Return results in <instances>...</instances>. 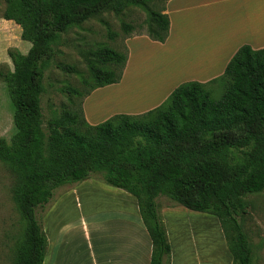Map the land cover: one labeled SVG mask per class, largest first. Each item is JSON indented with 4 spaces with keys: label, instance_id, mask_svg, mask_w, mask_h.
<instances>
[{
    "label": "trees",
    "instance_id": "trees-1",
    "mask_svg": "<svg viewBox=\"0 0 264 264\" xmlns=\"http://www.w3.org/2000/svg\"><path fill=\"white\" fill-rule=\"evenodd\" d=\"M151 1L3 0L0 18L17 25L20 39L29 43L25 54L9 51L12 70L0 71L15 129L8 142L0 137V162L18 176L12 198L22 221L13 264H43L46 237L36 208L46 205L56 188L92 175L135 199L150 242L148 264H169L170 258L155 201L159 196L214 216L231 264H251L240 217L247 208L245 197L264 193V48L242 45L235 51L222 74L210 81L221 86L217 100L205 84L187 81L141 114H115L89 125L80 104L75 111L62 110L42 128V80L60 36L104 12L120 14ZM147 17L145 35L163 43L166 15L148 11ZM120 28L125 34L132 31L127 24ZM82 57L85 93L68 87L64 91L84 99L119 82L126 54L99 46ZM59 68L75 73L71 66Z\"/></svg>",
    "mask_w": 264,
    "mask_h": 264
},
{
    "label": "rangeland",
    "instance_id": "rangeland-1",
    "mask_svg": "<svg viewBox=\"0 0 264 264\" xmlns=\"http://www.w3.org/2000/svg\"><path fill=\"white\" fill-rule=\"evenodd\" d=\"M164 2L165 0H154L142 6H128L120 14L104 12L78 26L70 27L60 36L58 43L53 46V57L42 80V128H45L48 119L57 116L62 110L75 111L80 107L86 89L82 79H87L82 54L99 46H105L126 56L129 52L132 54L130 66L132 63H135V67L142 65L136 71L129 67L128 74L119 84L95 92L87 100L86 108L90 109L92 106L95 107L94 112H102L98 117H105L116 111L127 114L129 111L141 110L135 107L134 102L143 96L146 97L150 90L147 86L150 75L145 67V62L150 58L134 57V54L139 53L136 44L145 40L138 39L126 43V39L145 34L147 12L161 13ZM3 8L4 2L0 0V14ZM121 24L130 25L132 31L123 33ZM110 34L114 36L110 38ZM19 36L20 28L17 25L0 18V71L12 70L9 51L25 54L29 48V43L21 40ZM163 58L164 56L155 58L157 71H160V64L163 67V86H157L154 93L168 96L179 85L178 81L182 75L180 71L176 73L172 66L164 67ZM64 65L73 67L75 73L59 68ZM66 87L77 89L82 95L69 94L63 90ZM207 89L213 100L221 96V86L218 82ZM107 108L109 111H104ZM14 132L12 106L6 86L0 80V137L8 142ZM18 180V176L0 162V264H13L15 242L22 224L12 198V190ZM121 200H124V203H121ZM155 201L162 224L164 222L163 225L171 232L169 242L176 264L181 262L178 251L181 254L182 250H191L197 259L202 255L201 250L204 248L206 259H200L201 262L197 259L200 264H231L220 226L214 216L186 210L163 196L157 197ZM245 201L247 208L240 217V223L250 245L251 264H264V193L247 195ZM122 205L126 207L125 215L134 226L133 219L138 217L135 199L125 192H115V188L105 185L98 175L56 188L51 200L35 210L36 219L46 237L43 264H107L115 254L124 258L132 234L120 215ZM185 233L190 241L187 239V243L183 241L182 245L181 240Z\"/></svg>",
    "mask_w": 264,
    "mask_h": 264
},
{
    "label": "crops",
    "instance_id": "crops-1",
    "mask_svg": "<svg viewBox=\"0 0 264 264\" xmlns=\"http://www.w3.org/2000/svg\"><path fill=\"white\" fill-rule=\"evenodd\" d=\"M161 13L166 15L168 19V33L163 43L151 41L145 34L126 39V43L138 39L145 40L136 44L139 53L134 54V57H137V59L142 56L150 58L145 62V67L148 68V74L150 75L149 83H147L150 90L146 97L143 96L134 102L135 107H139L141 110L129 111L127 112L128 115L146 112L158 106L167 96V94L161 96L154 93L157 86H163L161 81L163 79L161 74L163 67L160 64V71H157L155 60L157 56H164V67L165 65L172 66V68H175L176 73L181 72L182 76L178 84L196 81L205 84L206 88H209L213 84L210 81L222 74L228 60L240 46L247 45L253 50L264 48V0H165ZM131 57L132 54L128 52L118 84L128 74L129 67L131 70L136 71L142 65L135 67V63H132L133 65L130 66ZM115 85L97 88L82 100V115L87 124L96 125L103 122L102 119L106 120L115 114H120L116 111L105 117H98L102 115V112H94L95 107L91 106L92 103L90 109L85 106L87 100L95 92ZM96 108H98L97 104ZM104 111H109V108ZM116 191L124 192L115 188ZM120 202L124 203V200ZM122 206L120 210L122 214L120 213V215L132 235L128 241L129 246L127 245L126 256L122 258L117 254L112 255L113 259L108 258L110 261H107V264H148L150 253L148 236L138 218L139 216L133 219V226L130 219L125 215L126 207ZM163 227L170 245L169 264H176L171 242H169L171 232L168 231L165 225ZM187 239L190 241L189 236L185 233L181 240L182 245L183 241L187 243ZM201 251L202 255L199 258L197 257L199 261L200 259H206L205 248ZM178 253L181 260L179 264H200L201 262L196 257L194 258V252L191 250L187 252L182 250L181 254L180 251Z\"/></svg>",
    "mask_w": 264,
    "mask_h": 264
}]
</instances>
